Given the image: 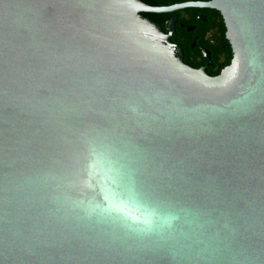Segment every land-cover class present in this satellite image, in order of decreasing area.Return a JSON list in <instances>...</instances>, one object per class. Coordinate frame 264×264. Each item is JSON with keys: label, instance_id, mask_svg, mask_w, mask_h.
Returning <instances> with one entry per match:
<instances>
[{"label": "water", "instance_id": "1", "mask_svg": "<svg viewBox=\"0 0 264 264\" xmlns=\"http://www.w3.org/2000/svg\"><path fill=\"white\" fill-rule=\"evenodd\" d=\"M207 6L216 77L140 0H0V264H264V0Z\"/></svg>", "mask_w": 264, "mask_h": 264}, {"label": "flooded vegetation", "instance_id": "2", "mask_svg": "<svg viewBox=\"0 0 264 264\" xmlns=\"http://www.w3.org/2000/svg\"><path fill=\"white\" fill-rule=\"evenodd\" d=\"M148 8L143 16L156 22L176 45L183 62L216 77L230 65L233 52L220 12L210 0H140Z\"/></svg>", "mask_w": 264, "mask_h": 264}]
</instances>
